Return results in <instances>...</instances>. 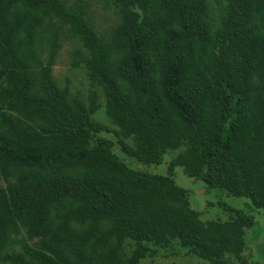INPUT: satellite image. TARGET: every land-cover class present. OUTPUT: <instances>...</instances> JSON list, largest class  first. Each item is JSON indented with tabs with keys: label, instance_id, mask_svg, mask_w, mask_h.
I'll list each match as a JSON object with an SVG mask.
<instances>
[{
	"label": "trees",
	"instance_id": "obj_1",
	"mask_svg": "<svg viewBox=\"0 0 264 264\" xmlns=\"http://www.w3.org/2000/svg\"><path fill=\"white\" fill-rule=\"evenodd\" d=\"M0 0V264H141L180 250L230 264L252 215L203 220L172 172L264 215V0ZM103 89L116 154L86 102L53 75L62 36Z\"/></svg>",
	"mask_w": 264,
	"mask_h": 264
},
{
	"label": "rangeland",
	"instance_id": "obj_2",
	"mask_svg": "<svg viewBox=\"0 0 264 264\" xmlns=\"http://www.w3.org/2000/svg\"><path fill=\"white\" fill-rule=\"evenodd\" d=\"M87 8L89 15L99 31H108L118 23V14L114 9L108 7L99 0H88ZM63 46L59 52L58 59L54 66L53 75L57 84L69 87L73 94L79 95L86 102L91 92L96 91L100 99L101 108L95 115L96 121L104 125L109 131L104 136L113 139L114 150L126 164L136 170H144L157 174H169L168 165L174 157L171 151L165 155L164 162L160 165L144 166L133 158L127 157L122 152L115 137V126L105 116V97L103 89L92 86L84 66H75L74 51L80 46L76 40L63 34ZM175 183L189 191L191 206L201 214L203 220H228L230 219L229 209H243L254 217L255 223L247 231V249L241 259H235L230 264H264V215L262 210L256 209L248 198L229 197L221 190H210L204 182L197 181L185 175L181 167H177L171 174ZM180 255L165 256L158 253L155 256L147 257L141 264H208L198 260L180 250Z\"/></svg>",
	"mask_w": 264,
	"mask_h": 264
}]
</instances>
